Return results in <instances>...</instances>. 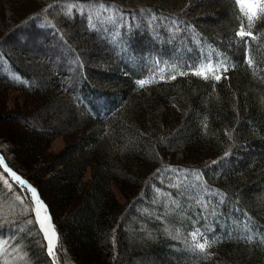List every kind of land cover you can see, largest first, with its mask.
Masks as SVG:
<instances>
[{"label":"trees","instance_id":"16d2710c","mask_svg":"<svg viewBox=\"0 0 264 264\" xmlns=\"http://www.w3.org/2000/svg\"><path fill=\"white\" fill-rule=\"evenodd\" d=\"M210 5L220 22L198 26ZM241 26L253 36L239 37ZM27 28L46 37L45 64L15 53H28V42H17ZM0 32V108L14 89L85 117L56 155L54 133L30 136L27 164L56 173L27 177L57 232L52 257L30 189L0 163V192L21 206L0 211V264H63L57 249L76 264H264V13L249 24L239 0H0ZM149 39L155 58L141 44ZM57 43L84 71L72 101L46 79V69L58 70ZM92 51L110 53L115 81L90 66ZM202 69L207 78L195 74ZM102 101L108 108L98 112ZM160 105L175 107L177 119ZM21 143L0 137V157L26 177L12 149ZM197 229L216 239L204 251L191 239Z\"/></svg>","mask_w":264,"mask_h":264},{"label":"rangeland","instance_id":"374dc122","mask_svg":"<svg viewBox=\"0 0 264 264\" xmlns=\"http://www.w3.org/2000/svg\"><path fill=\"white\" fill-rule=\"evenodd\" d=\"M242 2L244 4H247L251 2V0H242ZM202 10H203V14L199 17V19L196 18L197 20L196 22L198 26L200 25L202 26L203 23L206 24L210 22L212 23L220 22L219 17L214 14L215 7L213 5L203 8ZM5 16H7L5 17V21L7 24L6 31H10L12 29L11 27L13 26V19L11 18V14L7 10L5 11ZM153 21H155V19L151 17L150 22L152 23ZM72 33L74 32H71V34ZM1 34L2 32H0V36H2ZM35 36H36L35 33L30 28H27L22 34H19L17 42L21 44H24V42H28L27 44H25L28 53H23V51L16 52V50L15 53H21V55L26 54L27 58L38 62L39 65L45 64L42 62L43 57L40 53H38V50L42 49L45 51V48L47 49L46 47L47 42H45L46 37L43 38L42 39L43 41L41 42V40L34 39ZM54 40L56 41V39ZM17 42H13V41L9 42L7 45L8 48L11 50L16 49V46L18 44ZM43 42L46 43L44 47L42 46ZM168 43H166V45ZM60 44L61 43L52 45V50H51L53 54V62L57 63L58 70L56 69L53 71L50 69H46L49 74V75L47 74L46 79L49 84H52V89L54 91V94L58 98L72 101L75 99L76 96L75 90L72 88L75 87V89L78 90L79 84L82 82L83 79L82 76L84 71L80 69V66H78V64L76 63L75 58L69 55V52L66 51L65 53L66 50L65 46L63 44L60 46ZM141 44L148 45L146 50L149 51L148 53L149 56L151 58H155V54L154 52H152V50H156L154 41L151 39L146 41L144 40ZM58 45L60 46V48L58 47ZM92 52L95 53V51ZM94 53L84 54L89 57V60H91L92 58L94 59V60L92 59V63L90 64V66H92L94 70L96 69L98 72H100L99 75H102L104 78H107L111 81H115L114 79H116L115 78L116 73L113 71V68L111 67L112 63L109 57L110 53H108L107 51L105 52L103 51L102 53L99 54L95 53L97 54L95 58L91 56ZM172 62L179 63L176 60L175 61L173 60ZM147 64L148 66L150 65L149 62H147ZM62 65L66 67V71L68 70L70 75L66 73L65 69L59 68V66ZM78 67L79 69L77 70ZM59 70H62L63 74L65 73L67 76L58 73ZM40 84H41V88L45 87L44 81H41ZM23 96L24 95L21 92L14 89H11L8 92H6V94H4V109L0 108V118H1L0 137L2 139L3 138L10 139L11 144L13 142H22L21 145H17V146L11 145L13 151L16 153L15 157L19 158V162H16V165H18V167L20 166L21 169H24L26 177L22 176L21 174L18 173L17 174L20 175L24 180H27L28 183L31 184L33 187H35L31 182H29V179L27 177H29L31 180L35 182V180L41 181V179H43L42 178L43 176L45 179H48L54 176L56 173L49 169L46 171V168L50 167L49 164H45L46 162L45 163L41 162L33 165L27 164L29 163L30 154L32 152L31 150L33 149V147H36L34 141L32 139L30 140L31 138L30 136L31 135L39 136L41 135V133L44 132H49L51 134L54 133L48 149L50 154L53 153V155H56L60 153L69 143L72 142V140L76 135L74 134V131L77 130L74 127L77 126V123L79 124L80 121L82 122L85 117L83 112L77 111L76 112L77 119L73 120V115H71L70 113L71 111L68 104H61V103L59 104L49 101L32 100L27 96L25 98ZM105 104H106L105 101H102L99 105H97L98 112H100V109L103 108L104 106L105 109L108 108L107 104L106 105ZM158 110L162 115L168 116L169 119L172 121L177 119L176 109L173 106L168 109L166 106L160 105ZM8 114L11 115L8 117ZM1 116H7V117L4 118ZM148 135L153 136L154 139L156 140H160L161 138V135L156 134L154 129H150L148 131ZM179 157L181 156L177 155L176 159H178ZM47 158H48L47 161H50L51 159L50 155ZM22 159H25V163L22 161ZM3 163H5L4 158H3ZM90 175L91 173L89 171L86 177H90ZM113 189L115 193L119 195L118 188L114 186ZM189 193L190 192H188V194ZM155 195L151 196L150 198H155ZM261 199L262 198H260V200ZM262 200L264 201V199ZM32 201L36 207L35 199L33 198ZM12 207L13 209L14 208L17 209V207L21 208V206L19 207L16 204L14 198L8 197L4 195L2 192H0V211H2L5 208H12ZM41 214L43 216H48L50 218V215L47 211V207H45V209L41 211L40 216ZM40 216H38L39 220H40ZM202 230L203 229L194 230L191 234V239L193 240L195 247L198 243H205L207 241L208 243L205 249L202 250L204 251L208 248V246H210L214 241H216V239L209 237ZM193 233H195V237L193 236ZM196 248L199 249L198 247ZM57 254H58L57 259H59V261H62L63 264H76L70 259V257H68V255L64 256L63 254H61L58 249H57ZM50 256L52 257V255Z\"/></svg>","mask_w":264,"mask_h":264},{"label":"snow or ice","instance_id":"6c2138e0","mask_svg":"<svg viewBox=\"0 0 264 264\" xmlns=\"http://www.w3.org/2000/svg\"><path fill=\"white\" fill-rule=\"evenodd\" d=\"M241 2V6L244 9V13L245 16H247L248 22L249 24H251V22L253 21L254 17L257 16V13H264V0H251V2L244 4L242 2V0H240ZM239 37L244 38V37H252L253 33L251 31L246 32L244 30V27L241 26L240 30L238 32ZM251 63V61H249ZM209 70H211V65L208 66ZM187 73H183L181 72L180 75H186ZM195 74L197 76H201V75H205V78H207L205 71L202 70H198L195 72ZM175 77H173L174 79ZM214 79L219 81L221 79L220 75H215ZM139 83L141 85H144L146 83L145 80H140ZM225 155H228V153L226 152ZM0 163H3V157H0ZM5 168L7 169V172L11 173V177L14 178V180L19 184V185H24L27 188L30 189V196L28 197V202L29 204H31L32 199L34 198L36 201V207H35V214L36 216H40V213L42 210L45 209V204L43 203V201L40 198V195L38 194L37 188L33 187L31 184L28 183L27 180H24L20 175L17 174L16 171H13L12 168L8 167L7 165H5ZM3 184L8 185V187L11 189V185L8 184L7 180L2 181ZM6 224L8 223H12L14 224L15 221H5ZM40 227L43 230L44 236L47 240V245H48V253L50 255H54L53 253V248L57 242V232L54 229L50 218L48 216H42L40 217ZM193 236L195 237V233H193ZM17 243H19V241H17ZM207 241L205 243H198L196 245V247H198L199 249L203 250L205 249L206 245H207ZM13 247H15V245H13ZM19 251V249H18Z\"/></svg>","mask_w":264,"mask_h":264},{"label":"water","instance_id":"95a60500","mask_svg":"<svg viewBox=\"0 0 264 264\" xmlns=\"http://www.w3.org/2000/svg\"><path fill=\"white\" fill-rule=\"evenodd\" d=\"M41 216H42V214H41Z\"/></svg>","mask_w":264,"mask_h":264},{"label":"bare ground","instance_id":"6f19581e","mask_svg":"<svg viewBox=\"0 0 264 264\" xmlns=\"http://www.w3.org/2000/svg\"><path fill=\"white\" fill-rule=\"evenodd\" d=\"M44 213V212H43Z\"/></svg>","mask_w":264,"mask_h":264}]
</instances>
